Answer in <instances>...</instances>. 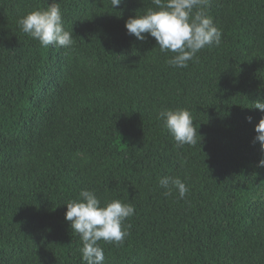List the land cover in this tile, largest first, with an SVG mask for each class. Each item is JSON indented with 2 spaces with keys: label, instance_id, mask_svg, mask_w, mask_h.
<instances>
[{
  "label": "trees",
  "instance_id": "trees-1",
  "mask_svg": "<svg viewBox=\"0 0 264 264\" xmlns=\"http://www.w3.org/2000/svg\"><path fill=\"white\" fill-rule=\"evenodd\" d=\"M71 47H42L18 20L51 0H0V264H84L65 221L81 190L135 206L104 264H264V0H208L221 29L186 68L125 21L151 0H57ZM190 110L178 147L158 113ZM251 117L249 123L246 117ZM178 177L183 198L159 185Z\"/></svg>",
  "mask_w": 264,
  "mask_h": 264
},
{
  "label": "clouds",
  "instance_id": "clouds-1",
  "mask_svg": "<svg viewBox=\"0 0 264 264\" xmlns=\"http://www.w3.org/2000/svg\"><path fill=\"white\" fill-rule=\"evenodd\" d=\"M154 8H148L143 14H135L125 21L128 34L137 40H145L144 33L156 41L161 52H172L174 56L166 60L170 67L186 68L188 61L209 45L221 43L222 31L207 14L208 0H151ZM113 9H117L122 0H110ZM21 30L38 40L42 47H71L73 32L63 27L59 2L51 0L47 9H36L18 20ZM264 113V99L253 101V107ZM164 128L173 136L178 147L197 144L198 128L190 110L186 108L163 109L158 113ZM250 123L252 118L246 117ZM254 142L260 143L264 152V115L254 126ZM200 136V135H199ZM258 167H264V158L258 161ZM159 185L166 195L173 190L183 198L189 191L187 185L178 177L164 176ZM65 221L70 222L72 230L83 242L81 258L84 264H104V250L98 242L103 240L115 245L122 244L129 235L124 221L135 213V206L120 199H112L103 205L96 193L81 190L77 199L66 204Z\"/></svg>",
  "mask_w": 264,
  "mask_h": 264
}]
</instances>
